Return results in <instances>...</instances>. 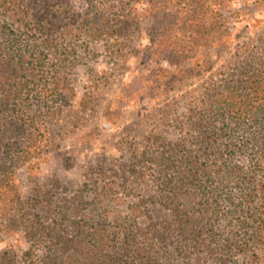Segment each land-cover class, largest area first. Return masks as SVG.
<instances>
[{
    "label": "rangeland",
    "instance_id": "rangeland-1",
    "mask_svg": "<svg viewBox=\"0 0 264 264\" xmlns=\"http://www.w3.org/2000/svg\"><path fill=\"white\" fill-rule=\"evenodd\" d=\"M42 1L60 11L54 20L59 26L54 51L43 65L57 69L44 85L57 79L60 87L48 103L51 114H45L47 103L33 104L40 113L34 120L36 135L13 156L14 172L0 190V251L10 249L14 264H43L49 248L47 236L26 241L23 230L30 222L18 218L19 203L37 193L46 194L51 209L83 194L75 220L88 216L87 231L94 222L105 235L144 224L167 158L178 164L188 152L199 159L201 140L194 123L207 122L204 138L215 132L221 125L213 117L216 95L227 94L264 59V0ZM94 18L105 31L95 37ZM244 129H234L233 143L246 141ZM256 147L243 146L227 165L246 172L259 158ZM258 163L262 173L254 176L253 185L264 182V162ZM239 180L233 175L212 183L218 240L243 234L234 212L242 197ZM42 205L30 207L29 218L38 215L47 225L57 216L42 213ZM15 217L20 230L12 232L8 227ZM252 253L258 255L256 262ZM228 260L264 264V244L243 254L231 252ZM159 262L164 264V258Z\"/></svg>",
    "mask_w": 264,
    "mask_h": 264
},
{
    "label": "trees",
    "instance_id": "trees-1",
    "mask_svg": "<svg viewBox=\"0 0 264 264\" xmlns=\"http://www.w3.org/2000/svg\"><path fill=\"white\" fill-rule=\"evenodd\" d=\"M59 13L42 0L34 4L31 0H0L3 16L0 21V190L9 185L14 172L13 156L26 149L22 147L27 139L36 135L34 120L40 113L39 109L32 108L33 104H52L60 87L57 79L44 85L57 69L53 72L43 69L44 62L49 61L48 53L54 51L59 27L54 20ZM96 20L92 19L98 35L93 32V37L105 32L100 30ZM27 28H30V34L24 33L26 37L22 38ZM262 64L239 77L227 94L216 95L213 117L221 125L215 132L204 138L202 134H205L207 122L200 119L194 123L193 128L201 140L198 151L202 162H199L200 157H192L188 152L178 164L167 158L166 169L160 171L156 179L157 195L149 196L152 208L144 224L125 226L120 232L105 235V228L94 222L97 226L91 224L87 231L83 227L89 222L88 216L86 220L81 217L75 220L84 203L83 194L74 196L57 209L56 206L50 208L45 193L29 196L19 203L18 218L27 217L30 222L23 230L26 241L36 243L44 236L48 237L49 248L42 263L161 264L159 259L164 258V264H203L206 260L211 264H228L231 252L243 254L263 246L264 182L252 183L254 176L262 173L258 161L264 162V59ZM50 104L45 111L47 115L51 114ZM229 124L238 130L245 127V142H232L234 129ZM221 144L223 151L219 150ZM248 144L257 146V162L250 163L246 172L237 165H227V160ZM210 161L212 165H208ZM167 171H171L170 177H166ZM233 175L240 179L237 186L242 197L234 212L243 234L232 233L218 240L215 233L219 222L218 201L213 196L216 189L212 188V183L215 179H228ZM42 203V213H56L57 216L47 225L38 215L29 218L32 216L30 207ZM69 214L72 215L68 217ZM82 220L85 221L83 224ZM64 227L69 228L71 237H67L69 232ZM8 228L12 232L20 230V221L15 217ZM257 257L252 253L253 261ZM174 259L177 262H172ZM14 263L10 249L0 251V264Z\"/></svg>",
    "mask_w": 264,
    "mask_h": 264
}]
</instances>
